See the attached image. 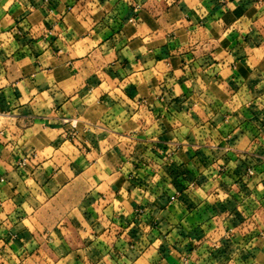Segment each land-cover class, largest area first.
<instances>
[{
    "label": "crops",
    "instance_id": "1",
    "mask_svg": "<svg viewBox=\"0 0 264 264\" xmlns=\"http://www.w3.org/2000/svg\"><path fill=\"white\" fill-rule=\"evenodd\" d=\"M0 264H264V0H0Z\"/></svg>",
    "mask_w": 264,
    "mask_h": 264
},
{
    "label": "built area",
    "instance_id": "2",
    "mask_svg": "<svg viewBox=\"0 0 264 264\" xmlns=\"http://www.w3.org/2000/svg\"><path fill=\"white\" fill-rule=\"evenodd\" d=\"M252 174H253V171H252V170H248V171H247V175H248V176H251Z\"/></svg>",
    "mask_w": 264,
    "mask_h": 264
}]
</instances>
